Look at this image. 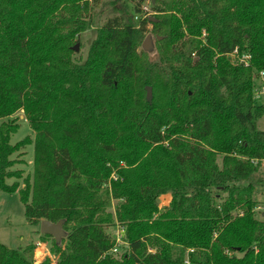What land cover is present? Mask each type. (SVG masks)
<instances>
[{
	"label": "trees",
	"instance_id": "obj_1",
	"mask_svg": "<svg viewBox=\"0 0 264 264\" xmlns=\"http://www.w3.org/2000/svg\"><path fill=\"white\" fill-rule=\"evenodd\" d=\"M146 2L0 0V191L36 228L65 221L60 245L36 232L57 264H264V0H156L143 18ZM21 112L34 139L12 144ZM29 145L32 180L15 170ZM36 248L0 243V264H36Z\"/></svg>",
	"mask_w": 264,
	"mask_h": 264
},
{
	"label": "rangeland",
	"instance_id": "obj_2",
	"mask_svg": "<svg viewBox=\"0 0 264 264\" xmlns=\"http://www.w3.org/2000/svg\"><path fill=\"white\" fill-rule=\"evenodd\" d=\"M120 3H117L115 6L120 7ZM143 8L149 9L146 14L143 15V18H151L154 14L153 11L150 9V0H147ZM148 29H152V26L149 25ZM97 31L95 27H91L86 32L82 33L79 37V42H75L76 46L77 44L80 45V50L75 54V58L77 60L84 61L87 58L89 47L93 40L96 38ZM151 36V50L148 53L149 59L151 61H157L158 60V53L156 50V42L155 37L151 34H148L144 40L142 41L141 47L143 46L146 38L148 36ZM232 61H234L233 58H231ZM256 84L258 82L256 81ZM152 94V89H151ZM15 118H18V123L20 124V129L16 134H14L11 138V143L16 144L27 137L30 139H34V133L30 129V126L25 120V117L23 113H19L16 115ZM259 128L261 130H264V118L259 122ZM19 160L18 164L15 165V170L22 172V178L32 180L33 173H34V147L33 145L27 146L20 155L14 157ZM220 162V158H219ZM22 179V180H23ZM14 180H8L7 182L10 184ZM22 183V181H20ZM23 187V186H22ZM169 196V195H166ZM160 199V207H164L166 204L165 200H170L169 197H161ZM260 201V207L258 209V215L259 217H263L264 215V196H259ZM117 204V202H113V207L111 208L110 212H114V206ZM39 232V227L36 228L32 225H30L25 217V209L24 205L20 201L19 193L15 194H7L2 191H0V243L4 246L10 248V249H19L21 247H24L30 243H35L37 248L35 250V260L36 264H40L46 257V254L50 250V244L51 242L42 243L41 247H38V243H40V235L36 232ZM115 232V228H111L109 230V233L111 236ZM45 247L47 248V251H45ZM127 251V250H126ZM52 258L58 259V256L51 255ZM113 256V255H112ZM44 257V258H43ZM117 258H121L122 256H113ZM43 258L42 261L40 259ZM52 261V260H51Z\"/></svg>",
	"mask_w": 264,
	"mask_h": 264
},
{
	"label": "built area",
	"instance_id": "obj_3",
	"mask_svg": "<svg viewBox=\"0 0 264 264\" xmlns=\"http://www.w3.org/2000/svg\"><path fill=\"white\" fill-rule=\"evenodd\" d=\"M231 58H233L239 64H244L246 66L248 65L250 59L249 56H240L238 50H235L233 52ZM256 81L258 82V84H256L254 88L255 100L260 103H264V72L259 74ZM254 163L257 165L258 161ZM261 167L264 169V161H261ZM111 179L116 180L117 178L115 175H112ZM114 228L115 232L112 234L114 245L109 254L113 256H122L126 252V250H128L126 230L121 226H116ZM49 258L52 260V264H57V260L52 258L51 255H49Z\"/></svg>",
	"mask_w": 264,
	"mask_h": 264
},
{
	"label": "water",
	"instance_id": "obj_4",
	"mask_svg": "<svg viewBox=\"0 0 264 264\" xmlns=\"http://www.w3.org/2000/svg\"><path fill=\"white\" fill-rule=\"evenodd\" d=\"M156 0H152L153 3H155ZM152 46H151V36L149 35L143 46H142V49L145 51V52H149L151 50ZM72 50L74 52H79L80 50V45L77 44L76 46H74L72 48ZM146 91H147V95L148 97L151 96V88L150 87H147L146 88ZM64 224H65V221L62 220L56 224H53L49 221H42L41 224H40V228H39V231H40V234L42 236L44 235H47V236H51L54 238L55 240V243L57 245H60L61 244V241L67 237V233L64 231L63 227H64Z\"/></svg>",
	"mask_w": 264,
	"mask_h": 264
},
{
	"label": "crops",
	"instance_id": "obj_5",
	"mask_svg": "<svg viewBox=\"0 0 264 264\" xmlns=\"http://www.w3.org/2000/svg\"><path fill=\"white\" fill-rule=\"evenodd\" d=\"M164 197V196H163ZM165 197H169V196H165ZM162 199V198H161ZM170 201H171V196H170V200H165V203L166 204H164L165 206H168L169 204H170ZM42 243H38L37 245H41ZM45 251H47V248L45 247ZM50 255V253H49V251H48V253L46 254V252H45V256H49ZM44 258V257H43ZM43 258H41L40 259V261H42L43 260Z\"/></svg>",
	"mask_w": 264,
	"mask_h": 264
},
{
	"label": "flooded vegetation",
	"instance_id": "obj_6",
	"mask_svg": "<svg viewBox=\"0 0 264 264\" xmlns=\"http://www.w3.org/2000/svg\"><path fill=\"white\" fill-rule=\"evenodd\" d=\"M150 4H154L153 2H152V0H150ZM144 14H146V12H148L149 11V9H147V8H144Z\"/></svg>",
	"mask_w": 264,
	"mask_h": 264
},
{
	"label": "bare ground",
	"instance_id": "obj_7",
	"mask_svg": "<svg viewBox=\"0 0 264 264\" xmlns=\"http://www.w3.org/2000/svg\"><path fill=\"white\" fill-rule=\"evenodd\" d=\"M39 247H41V245H39Z\"/></svg>",
	"mask_w": 264,
	"mask_h": 264
}]
</instances>
